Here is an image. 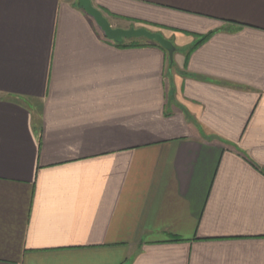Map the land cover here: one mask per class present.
<instances>
[{"label": "crops", "instance_id": "0c3cea01", "mask_svg": "<svg viewBox=\"0 0 264 264\" xmlns=\"http://www.w3.org/2000/svg\"><path fill=\"white\" fill-rule=\"evenodd\" d=\"M91 1L174 54L0 0V264H264V0Z\"/></svg>", "mask_w": 264, "mask_h": 264}, {"label": "water", "instance_id": "95a60500", "mask_svg": "<svg viewBox=\"0 0 264 264\" xmlns=\"http://www.w3.org/2000/svg\"><path fill=\"white\" fill-rule=\"evenodd\" d=\"M78 7L96 22L97 26L109 40L122 44L125 40L144 38L159 44L169 52L171 57L173 56L175 51L173 44L159 33L151 32L145 28H113L103 12L94 6L91 0H79Z\"/></svg>", "mask_w": 264, "mask_h": 264}, {"label": "rangeland", "instance_id": "374dc122", "mask_svg": "<svg viewBox=\"0 0 264 264\" xmlns=\"http://www.w3.org/2000/svg\"><path fill=\"white\" fill-rule=\"evenodd\" d=\"M76 2H77V4H79V0H76ZM104 14V13H103ZM105 15V17L106 18H109V19H111V22L114 24L112 27L113 28H120L118 25H124V26H126V25H129L128 23H125V22H121L120 23V21L119 22H117L116 20H115V18H113V16H110V15H108L107 13H105L104 14ZM111 24V23H110ZM131 26H133V25H131ZM134 26H136V28L138 29V28H147L148 26H146L145 24H142V23H138V22H136L135 24H134ZM123 29V28H122ZM148 30V29H147ZM150 31V30H149ZM133 40V42L134 43H143V42H145V40H144V38H138V39H132ZM148 42V41H147Z\"/></svg>", "mask_w": 264, "mask_h": 264}, {"label": "trees", "instance_id": "16d2710c", "mask_svg": "<svg viewBox=\"0 0 264 264\" xmlns=\"http://www.w3.org/2000/svg\"><path fill=\"white\" fill-rule=\"evenodd\" d=\"M101 10H102V12L105 14V13H107L108 15H111V14H109V12L106 10V9H103V8H101ZM210 35H207V36H203L201 39H202V41H205L206 39H208V37H209ZM120 46H122V47H127L128 45H124V43H122V44H119ZM157 45V44H156ZM141 45L139 44V43H135L134 45H132V47H140ZM160 47V46H159Z\"/></svg>", "mask_w": 264, "mask_h": 264}, {"label": "flooded vegetation", "instance_id": "af4514ba", "mask_svg": "<svg viewBox=\"0 0 264 264\" xmlns=\"http://www.w3.org/2000/svg\"><path fill=\"white\" fill-rule=\"evenodd\" d=\"M102 11V10H101Z\"/></svg>", "mask_w": 264, "mask_h": 264}]
</instances>
